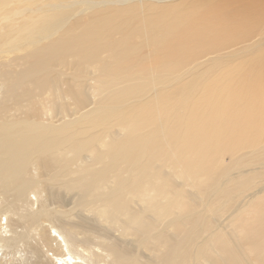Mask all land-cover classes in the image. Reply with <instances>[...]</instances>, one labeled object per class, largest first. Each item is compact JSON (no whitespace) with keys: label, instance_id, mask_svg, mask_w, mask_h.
I'll use <instances>...</instances> for the list:
<instances>
[{"label":"bare ground","instance_id":"obj_1","mask_svg":"<svg viewBox=\"0 0 264 264\" xmlns=\"http://www.w3.org/2000/svg\"><path fill=\"white\" fill-rule=\"evenodd\" d=\"M163 1L0 0V264L102 256L9 218L47 187L134 238L111 264H264V0Z\"/></svg>","mask_w":264,"mask_h":264},{"label":"rangeland","instance_id":"obj_2","mask_svg":"<svg viewBox=\"0 0 264 264\" xmlns=\"http://www.w3.org/2000/svg\"><path fill=\"white\" fill-rule=\"evenodd\" d=\"M184 1H188V0H166V1H163V2H160L159 4L160 5H172V4H176V3H181V2H184ZM147 2H151V1H147ZM235 82H237V83H232V85L235 87V88H237V87H239L240 88V86L242 85V81L241 82H239V81H235ZM231 161V157L229 156V155H226L225 156V162H230ZM261 187H264V179H262V180H258V182H257V184L252 188V189H250L249 191H247L246 192V194H249V192H254V191H256L257 189H259V188H261ZM42 189V188H41ZM43 190V189H42ZM52 190H54L53 191V193H52ZM59 194H58V193ZM51 193H52V195H51ZM70 193V194H69ZM43 194H45V195H47V196H44ZM67 194H69V195H67ZM75 193L74 192H67V191H64L63 189H60V188H46L45 190H43V192H42V195L40 196V198L38 199V200H36L38 197L35 195V193L34 192H32V193H30V195H29V201L31 202V203H34V205L32 206V207H30L31 205H29V204H31L30 202H23V201H18V202H16V204L14 205L13 204V207L12 208H15L16 209V212H15V210L13 211V212H11L10 214H9V218L10 217H12L13 219H14V223H16V225L18 226V225H20V223H21V216L20 215H27L28 213H29V211L31 212V211H34V213H37L38 211H40L41 209L40 208H42V205H44L45 207H47V208H49L48 210H47V217L43 220V222L44 223H41L43 226H47L46 227V229L44 228V227H42V225L40 224V226L37 228V229H39L40 227H42V228H44V231H47L48 233H50V232H53L52 234H53V236H55V235H57V234H59L58 232H55L56 230L54 229V228H52L53 226H54V224L55 225H58V226H60V227H63L64 229H65V227H69L70 226V224L71 225H77L76 226V235H75V233L72 235V234H70V236L71 237H73L74 238V241H76V243L78 244L79 243V245H77L76 244V247H80L81 245V247H85L84 248V253H86V251L87 250H89V251H91L92 249H94L96 252H98L100 255H102L101 257H99V255H96V256H91L92 257V260L90 259V261H91V264H111L112 263V257H105V253H104V251L102 250H99V245H98V243H100V242H96V241H102V240H105V239H103L101 236L103 235V233H104V235L103 236H105V234H107V235H109V237L110 238H113V235H115V240L114 241H116V242H118L119 244L118 245H121V246H125V247H127V244H129V239H127V238H130V240L131 241H133L134 240V238L132 237H124L123 238V236H121L122 235V230H120V229H117V232H115L116 231V228L115 229H113V230H108V231H105L106 230V228H107V226H105L104 224H102V223H97L98 222V220L96 219V217L95 216H93V214H91V213H88V212H83V211H76L75 210V212H74V214L71 216V217H69V216H64L63 215V213H66V212H69V211H71V210H73L74 209V206H75V202L74 201H76V198H77V195H74ZM52 196V197H51ZM33 197V198H32ZM50 197V198H49ZM62 197V198H61ZM64 197H65V199H64ZM31 198V199H30ZM35 198V199H34ZM44 198V199H43ZM49 198V199H48ZM58 198V199H57ZM60 198V199H59ZM49 202H47L46 200ZM54 199V200H53ZM43 200V201H42ZM74 200V201H73ZM51 201V202H50ZM55 201V202H54ZM72 201V202H71ZM12 199L11 198H8L7 200H5V201H2V200H0V207H1V209H5L4 211H6V208H7V210L8 209H10L11 208V205H12ZM60 202V203H59ZM10 203V204H9ZM22 203H24V204H22ZM55 203V204H54ZM57 203V204H56ZM5 204V205H4ZM6 204H7V206H6ZM28 206H27V205ZM37 204V205H36ZM38 204H39V206H38ZM64 206H63V205ZM17 205H18V207H17ZM19 205H23L22 206V208L19 206ZM72 205V206H71ZM74 205V206H73ZM71 206V207H70ZM10 207V208H9ZM40 207V208H39ZM70 209H69V208ZM26 208V209H25ZM32 208V209H31ZM37 208V209H36ZM58 208V209H57ZM0 209V217H2V213L4 212L3 210H1ZM35 209V210H34ZM54 209H57V210H55L54 211ZM29 210V211H28ZM38 210V211H37ZM62 212H61V211ZM20 212V213H19ZM51 212V213H50ZM77 212V213H76ZM61 213V214H60ZM82 213V214H81ZM83 213H84V215H83ZM54 214V215H53ZM63 215V216H62ZM83 215V216H82ZM58 216V217H57ZM60 216H62V217H60ZM82 216V217H81ZM67 218V219H65V218ZM69 217V218H68ZM3 218H5V217H3ZM58 218V219H57ZM61 218H63V219H61ZM93 218H94V221H93ZM53 219V220H52ZM81 219V220H80ZM83 219V220H82ZM86 219V220H85ZM68 220V221H67ZM80 222H78V221ZM17 221V222H16ZM48 221V222H47ZM52 221V222H51ZM53 221H54V223H53ZM66 221V222H65ZM77 221V222H76ZM82 221H85V223H82ZM87 221H89V222H87ZM217 221H220V222H226V221H228V220H226V221H223L222 219H217ZM4 222V221H3ZM59 222V223H58ZM19 223V224H18ZM52 223V224H51ZM82 223V224H81ZM89 223V224H88ZM94 223V224H93ZM69 226H68V225ZM80 224V225H79ZM101 224V225H100ZM63 225V226H62ZM65 225V226H64ZM85 225V226H84ZM91 225V226H90ZM83 226H84V228H83ZM88 226H89V228H88ZM93 226V227H92ZM97 226V227H96ZM102 226V227H101ZM20 228H19V230L20 231H22L21 229L23 228V226H19ZM22 227V228H21ZM90 227H91V229H90ZM85 228H87V229H85ZM103 228V229H102ZM49 229V230H48ZM51 229H52V231H51ZM80 229H81V232H80ZM83 229V230H82ZM99 231V232H97V230ZM99 229H101L102 230V232H100L101 230H99ZM29 230H31V229H29ZM28 230V231H29ZM41 230V228L38 230V231H40ZM54 230V231H53ZM79 230V231H78ZM85 230V232H87L89 235H84V234H81L83 231ZM93 230V231H92ZM105 232H104V231ZM24 231V230H23ZM26 231V230H25ZM38 231L37 230H34L33 232H31L30 233V236H31V242H32V247L33 248H37V251H38V254H37V257L39 258V260L37 259V257L35 258H31V260H29V262H36V259H37V261H38V263H40V262H42L43 261V259L42 258H45V256L46 255H44V254H46V251H47V249H48V246H45V245H43V243H42V240H38V236H37V234H38ZM78 231V232H77ZM90 231H92V232H90ZM110 231V232H109ZM108 232V233H107ZM113 233V234H112ZM116 233V234H115ZM34 234H36V235H34ZM55 234V235H54ZM99 234V235H98ZM102 234V235H101ZM120 234V235H119ZM75 235V236H74ZM78 235V236H77ZM91 235V236H90ZM96 235V236H95ZM33 236V237H32ZM58 236V235H57ZM98 236V237H97ZM101 238H100V237ZM78 237V238H77ZM81 237H83L82 239L84 240V241H82V240H80V238ZM91 237H92V239H91ZM35 238V240H36V243H34L35 241L33 240ZM37 238V239H36ZM39 238H40V236H39ZM60 238H62L61 236H60ZM91 239V240H90ZM100 239H102V240H100ZM120 239V241H118ZM124 239V240H123ZM95 240V241H94ZM38 241H40V242H38ZM81 241V242H80ZM86 241V242H85ZM94 242H96V243H93ZM34 243V244H33ZM87 243H89V244H87ZM102 243H105V241H102ZM38 244H40L39 246L41 247V246H43V250H45L44 252H43V250H42V247H41V249L40 248H38L39 246H36V245H38ZM35 247H34V246ZM54 245H56V243H54ZM84 245V246H83ZM98 245V246H97ZM17 249V248H16ZM79 249V248H78ZM87 249V250H86ZM19 250L21 251V250H23V248H20L19 247ZM51 253H50V256L53 254V251H50ZM44 253V254H43ZM138 253H139V255H141V254H144V255H141V258H142V263H140V264H150V263H152V258H150L149 257V252H145V253H141V252H139L138 251ZM87 254V253H86ZM147 254V255H146ZM17 256H15V258H16V260H14V262H12V261H8L6 264H22V263H26L25 261L23 262V261H20L21 259L22 260H24V257H21V259H19V254H16ZM91 255V254H90ZM148 256V257H147ZM103 257H105V259L103 260ZM147 257V258H146ZM149 258H150V260H149ZM18 259V260H17ZM98 259V260H97ZM103 260L102 262H100V260ZM109 259V260H108ZM111 260V261H110ZM148 260V261H147ZM93 262V263H92ZM84 264H86V262H83ZM82 263V264H83Z\"/></svg>","mask_w":264,"mask_h":264}]
</instances>
